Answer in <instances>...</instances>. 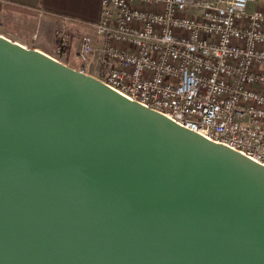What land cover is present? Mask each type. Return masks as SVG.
<instances>
[{
    "label": "water",
    "instance_id": "1",
    "mask_svg": "<svg viewBox=\"0 0 264 264\" xmlns=\"http://www.w3.org/2000/svg\"><path fill=\"white\" fill-rule=\"evenodd\" d=\"M0 264H264V164L0 34Z\"/></svg>",
    "mask_w": 264,
    "mask_h": 264
},
{
    "label": "built area",
    "instance_id": "2",
    "mask_svg": "<svg viewBox=\"0 0 264 264\" xmlns=\"http://www.w3.org/2000/svg\"><path fill=\"white\" fill-rule=\"evenodd\" d=\"M259 1L102 0L99 20L90 23L101 39L82 36L81 69L264 164ZM72 37L56 31V54L68 53Z\"/></svg>",
    "mask_w": 264,
    "mask_h": 264
},
{
    "label": "crops",
    "instance_id": "3",
    "mask_svg": "<svg viewBox=\"0 0 264 264\" xmlns=\"http://www.w3.org/2000/svg\"><path fill=\"white\" fill-rule=\"evenodd\" d=\"M101 3L102 0H0V34L55 55L56 31L67 29L73 37L61 60L81 69L78 51L82 36L101 39L90 25L99 20ZM258 5L264 10V0Z\"/></svg>",
    "mask_w": 264,
    "mask_h": 264
},
{
    "label": "rangeland",
    "instance_id": "4",
    "mask_svg": "<svg viewBox=\"0 0 264 264\" xmlns=\"http://www.w3.org/2000/svg\"><path fill=\"white\" fill-rule=\"evenodd\" d=\"M25 45H27V46H29V47H32L31 45H29V44H25ZM54 55V54H53ZM54 56H57L59 59H62V56H60V55H58V54H56L55 53V55ZM64 58H66V57H64Z\"/></svg>",
    "mask_w": 264,
    "mask_h": 264
},
{
    "label": "bare ground",
    "instance_id": "5",
    "mask_svg": "<svg viewBox=\"0 0 264 264\" xmlns=\"http://www.w3.org/2000/svg\"><path fill=\"white\" fill-rule=\"evenodd\" d=\"M61 60V59H60Z\"/></svg>",
    "mask_w": 264,
    "mask_h": 264
}]
</instances>
